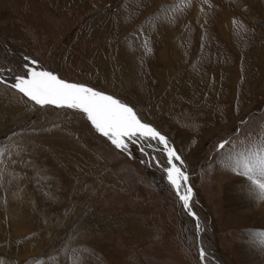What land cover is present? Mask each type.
I'll list each match as a JSON object with an SVG mask.
<instances>
[{
  "label": "rangeland",
  "instance_id": "1",
  "mask_svg": "<svg viewBox=\"0 0 264 264\" xmlns=\"http://www.w3.org/2000/svg\"><path fill=\"white\" fill-rule=\"evenodd\" d=\"M159 54L197 100L149 96ZM25 64L114 96L166 137L184 162L206 264L264 261V200L239 175L247 164L264 179V0H0V68L11 78ZM10 84L0 83L4 264H201L165 154L158 166L140 140L116 149L83 113L40 107Z\"/></svg>",
  "mask_w": 264,
  "mask_h": 264
},
{
  "label": "snow or ice",
  "instance_id": "2",
  "mask_svg": "<svg viewBox=\"0 0 264 264\" xmlns=\"http://www.w3.org/2000/svg\"><path fill=\"white\" fill-rule=\"evenodd\" d=\"M234 23L236 22L234 21ZM28 59V57H25L26 61ZM31 63L35 64L36 61L33 60ZM24 67L26 73L13 76V82L9 86L35 105L78 110L84 114L96 132L106 137L116 149L121 151L127 152L128 142L136 144L137 140L145 142L151 140L162 145L166 156L163 171L166 173L167 181L175 191L184 211L195 220V235L199 241L202 228L199 218L192 208L193 192L192 188L188 186L186 170L182 168L184 162L181 156L169 146V142L164 135L160 134L150 124L142 122L133 107L121 102L112 95L81 83L61 79L51 71H37L27 64ZM5 71L11 70L0 68V74ZM0 83H6V81L0 80ZM148 147L151 148L152 145L149 144ZM218 147L223 148L224 144L221 143ZM150 159L157 160L158 166L161 164L156 157H150ZM259 167L261 170L260 175L264 177V158L260 160ZM252 171L253 169L245 164L244 170L239 172V175L248 176L259 189L260 195L258 198L264 200V179H254L250 175ZM259 235L262 242H264V232L259 233ZM198 255L201 264L209 260L207 250L203 247H200ZM0 264H4V261L0 260Z\"/></svg>",
  "mask_w": 264,
  "mask_h": 264
},
{
  "label": "bare ground",
  "instance_id": "3",
  "mask_svg": "<svg viewBox=\"0 0 264 264\" xmlns=\"http://www.w3.org/2000/svg\"><path fill=\"white\" fill-rule=\"evenodd\" d=\"M64 2H65V0H63ZM104 2V1H103ZM74 3V2H73ZM72 3V4H73ZM67 4V3H66ZM62 5V4H61ZM64 5H65V3H64ZM68 5V4H67ZM69 5H71L70 3H69ZM68 5V6H69ZM75 5V4H74ZM66 6V5H65ZM73 7V6H72ZM106 24V23H105ZM107 28L109 27V25H110V23L109 22H107ZM103 26V25H102ZM111 26H112V24H111ZM110 26V27H111ZM103 29H104V27H103ZM77 31V30H76ZM225 31H227V30H225ZM110 32V31H109ZM228 34V33H227ZM171 37V36H170ZM228 37H229V34H228ZM111 43L113 44V47H111V49L113 50L114 49V47H115V42H114V39L116 38V37H112L111 36ZM114 38V39H113ZM222 38V37H221ZM117 50V49H116ZM120 50V49H119ZM119 50H117V51H115L116 53V58L117 59H119L120 61L121 60H123L124 62L126 61V63L128 64L130 61H128L129 59H128V57H127V55H125V53H123L122 54V52L121 51H119ZM114 51V50H113ZM114 53V52H113ZM164 56H162L161 54H159V56L157 57V59H155V60H151V63L149 64L148 63V66L150 67V72H151V76L153 77H155V79H159V84H157V85H153V86H151V89L149 90V96H151V97H158L159 95H162V92H166V93H170V95H172V96H176V97H180V99L182 100V102H186V101H195V100H197L198 98H196L197 96H195V93H194V91H193V93H191V86L189 87V85L187 84L186 85V82H185V75H182V74H180V75H182V76H178V77H173V72H172V67L171 68H169V67H167V65H169L168 64V62L167 61H165L164 60ZM173 66V65H172ZM175 66V65H174ZM174 68V67H173ZM129 69V68H128ZM101 71V70H100ZM148 71V70H147ZM102 72V71H101ZM100 72V73H101ZM149 72V71H148ZM145 74L144 75H146V72H144ZM131 74H133V73H131ZM143 75V76H144ZM123 77V76H122ZM145 77V76H144ZM170 78V81L168 80ZM154 79V80H155ZM187 79V78H186ZM0 80H4V81H6V83H12L13 82V79H12V77L10 78L9 76H4L3 74H0ZM150 81V80H149ZM151 82V81H150ZM149 82V83H150ZM146 84V83H145ZM144 84V85H145ZM213 86V85H212ZM187 88H188V92L190 93V95H189V93L186 95V93H185V91L187 90ZM205 88V87H204ZM209 88V87H208ZM211 88V87H210ZM213 88V87H212ZM192 89H194V87L192 88ZM198 89V88H197ZM196 88H195V90H197ZM216 89V88H215ZM205 91V90H204ZM208 91V90H207ZM200 92H201V90H200ZM199 92V93H200ZM198 94V93H197ZM164 95V94H163ZM167 96V95H166ZM165 96V97H166ZM200 96V95H199ZM198 96V97H199ZM163 98H164V96H163ZM162 98V99H163ZM164 100V99H163ZM165 102V101H164ZM163 102V103H164ZM160 103V102H159ZM181 104V103H180ZM139 141V140H138ZM140 144H139V147L141 148V149H143L144 151H150L151 153H152V155L153 156H155V157H157V154L158 153H160V154H162V155H164V151H163V146L162 145H160V144H158L156 141H151V140H149V141H141L140 140V142H139ZM149 144H151L152 145V147L150 148V147H148V145ZM260 171L261 170H259L258 171V175L260 174ZM21 179V178H20ZM24 181V180H23ZM26 191V190H25ZM30 194V193H29ZM23 195V194H22ZM25 197V196H24ZM35 198V197H34ZM258 197H256V199H257ZM25 199V198H24ZM33 199V198H32ZM20 201V200H19ZM22 201V200H21ZM36 202V201H35ZM34 202V203H35ZM33 203V202H32ZM32 203H30V204H32ZM29 205V204H28ZM35 205V204H34ZM264 206V205H263ZM29 207V206H28ZM31 207V206H30ZM32 207H34V206H32ZM9 210V209H8ZM39 211V210H38ZM9 212V211H8ZM22 212V211H21ZM42 214V213H41ZM33 217V216H32ZM190 221V220H189ZM14 236V235H13ZM196 243H197V246H198V251H199V249H200V247H203V248H205L206 250H207V253L209 254V253H211L208 249H207V247L206 246H204V244H203V239H202V236H201V234H200V238H199V241L197 240V238H196ZM215 255V257L217 258V261L218 262H220L219 264H225L221 259H220V257H219V255L218 254H214ZM213 256V255H212ZM216 258H213V259H215L216 260ZM262 260V259H261ZM259 263V262H258ZM204 264H206L205 262H204ZM213 264V263H212ZM261 264H264V261L262 260V263Z\"/></svg>",
  "mask_w": 264,
  "mask_h": 264
}]
</instances>
